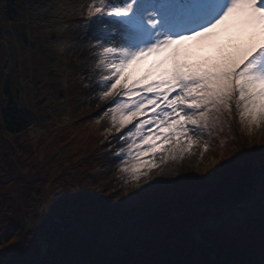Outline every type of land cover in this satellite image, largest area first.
<instances>
[{
    "label": "rangeland",
    "instance_id": "rangeland-1",
    "mask_svg": "<svg viewBox=\"0 0 264 264\" xmlns=\"http://www.w3.org/2000/svg\"><path fill=\"white\" fill-rule=\"evenodd\" d=\"M88 3L0 0V109L11 101L34 121L14 136L0 123V264H264V126L249 135L234 109L203 157L207 132L161 165L171 174L132 182L119 170L132 141L114 139L110 101L98 99ZM45 196L50 220L29 230L17 217Z\"/></svg>",
    "mask_w": 264,
    "mask_h": 264
},
{
    "label": "snow or ice",
    "instance_id": "snow-or-ice-1",
    "mask_svg": "<svg viewBox=\"0 0 264 264\" xmlns=\"http://www.w3.org/2000/svg\"><path fill=\"white\" fill-rule=\"evenodd\" d=\"M86 13L98 99L110 101L102 115L121 134L114 139L132 141L133 162L119 169L132 182L155 169L171 174L161 165L183 159L207 132L203 157L234 109L249 135L264 126V0H89ZM150 56L158 59L137 74ZM39 208L29 230L36 220L39 232L55 203L45 196Z\"/></svg>",
    "mask_w": 264,
    "mask_h": 264
},
{
    "label": "trees",
    "instance_id": "trees-1",
    "mask_svg": "<svg viewBox=\"0 0 264 264\" xmlns=\"http://www.w3.org/2000/svg\"><path fill=\"white\" fill-rule=\"evenodd\" d=\"M8 11L10 12L9 13L10 16H8L9 19H7V20L14 19L16 16V14L14 13L15 8H10ZM0 74H1V69H0ZM2 79H4V75H3ZM5 81H6L5 83L9 86V83L7 82L8 80H5ZM6 92H7V89H6ZM7 96H8L7 98L11 97V95L9 93H7ZM11 106H12V102L8 101L7 102V108H1L0 109V123H1L2 131L7 135H13V136L20 134V133H23V132L27 133L28 132L27 130H29L32 127V125H34V121H32V119H30L28 117L22 116L19 113V111H17L16 109L10 108ZM104 149H106V148H104ZM39 214H41L40 211L34 213L33 215H26L25 212L24 213L20 212L17 219L23 226H26L28 228L27 225H28L29 219L32 216H36ZM48 220H50V219L48 218ZM34 221L36 222V220H34ZM34 221H32V222H34ZM53 227H55V226H53ZM58 227L59 226H57V228ZM8 228L10 229V227H8ZM11 229H13V226ZM45 233L46 232H44V234ZM42 236H43V233H42ZM47 246H48V250H49L50 244L43 243L40 245V247L44 248V250ZM50 251H51V249H50Z\"/></svg>",
    "mask_w": 264,
    "mask_h": 264
}]
</instances>
